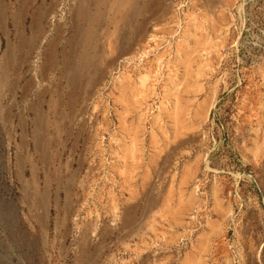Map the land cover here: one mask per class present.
I'll return each instance as SVG.
<instances>
[{
	"label": "rangeland",
	"instance_id": "1",
	"mask_svg": "<svg viewBox=\"0 0 264 264\" xmlns=\"http://www.w3.org/2000/svg\"><path fill=\"white\" fill-rule=\"evenodd\" d=\"M192 1L159 0L160 15L174 17V33L157 39L148 31L141 53L130 59L105 57L115 54L102 39L107 27H99L97 43L86 42L90 20L118 19L119 0H0V264H179L121 247L120 202L104 199L103 184L116 190L108 180L117 148L119 85L148 82L135 68L149 67L158 53L157 81L164 79L182 15L191 30L198 25L196 14L186 11ZM205 2L207 51L214 61L218 56L208 79L219 89L204 135L208 148L216 150L217 131H224L223 119L237 100L253 118V131L249 138L238 135L233 154H222L227 168L213 172L204 156L205 172L194 184L199 202L174 251L179 257L204 229L212 215L207 185L212 176H223L239 201L232 204L234 219L216 264H264V0ZM214 2L223 9L210 10ZM90 50L105 56L87 58ZM145 106L149 119L156 97ZM239 210L251 223L246 248L233 244L236 222L244 223Z\"/></svg>",
	"mask_w": 264,
	"mask_h": 264
},
{
	"label": "crops",
	"instance_id": "2",
	"mask_svg": "<svg viewBox=\"0 0 264 264\" xmlns=\"http://www.w3.org/2000/svg\"><path fill=\"white\" fill-rule=\"evenodd\" d=\"M207 9L205 0H193L186 8L196 14L198 25L191 30L189 21L184 20L187 14L182 15V28L170 52L172 56L164 64L165 77L161 82L157 81L159 66L153 63L161 56L152 54L149 67L135 68V74L145 76V81H149L119 85L116 97L122 104L115 117L117 148L113 150L115 161L110 166V176L114 179L108 180L114 182L116 190H107L104 183L103 197H107L108 202L111 197L120 202L117 217L121 247L140 253L141 258V253L148 252L155 262L158 260L154 255L160 253L162 258L176 259L179 264H216L225 251L228 222L234 219L232 204L239 201L230 195L227 177L212 176L207 185L212 199L211 218L194 242L176 256L175 248L187 235L186 218L199 202L194 184L205 172L202 171L204 156H209L213 172L227 168L222 154H233L238 149L235 140L239 136L249 138L248 134L253 131V118L242 113L237 100L233 106L235 111L228 120L223 119L224 115L222 117L225 133L217 131L220 141L216 150L211 152L208 148L204 135L219 89L208 79L215 73L214 62L218 61V56L214 61L207 51V32L201 25V17H206ZM209 9L221 10L223 7L220 2H214ZM99 27L108 28V31L104 29L102 39L104 43L112 44L115 54L94 56L90 50L87 58H137L148 31L153 38L168 37L174 33L176 24L174 17L160 15L159 0H119L118 19L103 24L90 20V40L86 42L99 41ZM154 96L157 110L146 119L143 110ZM211 125L214 126L213 122ZM224 138L230 140L225 146ZM246 213L237 211L238 219H244V223L237 221L235 225L233 244L237 247L246 248L250 244L251 223H248Z\"/></svg>",
	"mask_w": 264,
	"mask_h": 264
},
{
	"label": "built area",
	"instance_id": "3",
	"mask_svg": "<svg viewBox=\"0 0 264 264\" xmlns=\"http://www.w3.org/2000/svg\"><path fill=\"white\" fill-rule=\"evenodd\" d=\"M206 158V157H205ZM206 163V162H205Z\"/></svg>",
	"mask_w": 264,
	"mask_h": 264
}]
</instances>
